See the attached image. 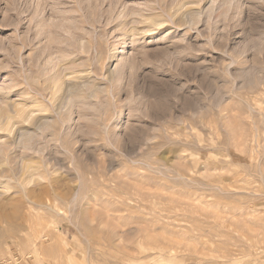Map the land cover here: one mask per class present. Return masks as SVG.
<instances>
[{
    "label": "rangeland",
    "instance_id": "obj_1",
    "mask_svg": "<svg viewBox=\"0 0 264 264\" xmlns=\"http://www.w3.org/2000/svg\"><path fill=\"white\" fill-rule=\"evenodd\" d=\"M9 259L264 264V0H0Z\"/></svg>",
    "mask_w": 264,
    "mask_h": 264
},
{
    "label": "built area",
    "instance_id": "obj_2",
    "mask_svg": "<svg viewBox=\"0 0 264 264\" xmlns=\"http://www.w3.org/2000/svg\"><path fill=\"white\" fill-rule=\"evenodd\" d=\"M3 264H14V259L3 261Z\"/></svg>",
    "mask_w": 264,
    "mask_h": 264
},
{
    "label": "bare ground",
    "instance_id": "obj_3",
    "mask_svg": "<svg viewBox=\"0 0 264 264\" xmlns=\"http://www.w3.org/2000/svg\"><path fill=\"white\" fill-rule=\"evenodd\" d=\"M29 170V169H28Z\"/></svg>",
    "mask_w": 264,
    "mask_h": 264
}]
</instances>
